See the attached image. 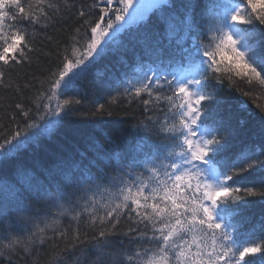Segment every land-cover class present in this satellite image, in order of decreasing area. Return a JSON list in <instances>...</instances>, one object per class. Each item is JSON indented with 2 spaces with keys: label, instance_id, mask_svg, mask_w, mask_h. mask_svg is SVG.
Wrapping results in <instances>:
<instances>
[{
  "label": "snow or ice",
  "instance_id": "obj_1",
  "mask_svg": "<svg viewBox=\"0 0 264 264\" xmlns=\"http://www.w3.org/2000/svg\"><path fill=\"white\" fill-rule=\"evenodd\" d=\"M0 264H264V0H0Z\"/></svg>",
  "mask_w": 264,
  "mask_h": 264
},
{
  "label": "trees",
  "instance_id": "obj_2",
  "mask_svg": "<svg viewBox=\"0 0 264 264\" xmlns=\"http://www.w3.org/2000/svg\"><path fill=\"white\" fill-rule=\"evenodd\" d=\"M115 57H111L102 61L97 67L100 70H104L105 65L112 67L115 62ZM114 70V69H113ZM233 111L235 112V106H233ZM237 115L244 118L248 123V129L246 133L250 134L252 130L255 129L256 124L253 118L247 116L244 112H238ZM127 128L125 124L111 123L104 127V134L111 135L114 139H119L124 129ZM92 131L91 128H85L80 135H73L67 129L63 130L59 135H57L51 141H45L43 146L39 149L30 148L28 150L22 151L14 159V164L9 165L3 170L4 175H12L14 172L15 165H24L28 167L32 166H50L55 162L57 156L60 154L61 146L68 151H72L76 147L83 148L88 134ZM259 207H253L249 210V213H258Z\"/></svg>",
  "mask_w": 264,
  "mask_h": 264
}]
</instances>
